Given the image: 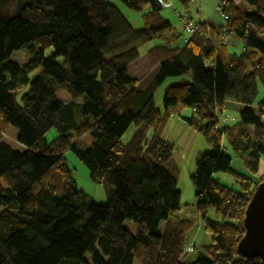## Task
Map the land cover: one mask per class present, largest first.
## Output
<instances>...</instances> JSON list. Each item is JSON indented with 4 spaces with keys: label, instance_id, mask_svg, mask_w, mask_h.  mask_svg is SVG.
I'll use <instances>...</instances> for the list:
<instances>
[{
    "label": "trees",
    "instance_id": "trees-1",
    "mask_svg": "<svg viewBox=\"0 0 264 264\" xmlns=\"http://www.w3.org/2000/svg\"><path fill=\"white\" fill-rule=\"evenodd\" d=\"M119 1L139 15L142 28L103 0H0V264H184L195 222L175 215L177 168L164 139L171 117L210 148L196 154L189 174L198 224L210 235L190 264H262L239 257L236 245L264 168V97L257 100L255 85L264 91V0L224 9L228 39L232 32L244 42L240 53L228 39L220 42L223 22H209L182 46L161 14L165 0ZM154 39L161 44L145 52L148 73L139 81L128 67L139 57L137 46ZM46 48L53 53L45 56ZM24 49L25 64L10 61ZM187 75L190 81L168 86L156 107L154 95L167 78ZM228 102L240 109L223 139L215 116ZM12 129L21 152L4 140ZM52 129L56 136L47 142ZM86 134L88 147L80 142ZM66 152L103 187L106 203L77 186ZM231 155L243 173L232 169ZM216 173L230 175L235 188ZM124 221L137 226L136 235Z\"/></svg>",
    "mask_w": 264,
    "mask_h": 264
},
{
    "label": "rangeland",
    "instance_id": "rangeland-1",
    "mask_svg": "<svg viewBox=\"0 0 264 264\" xmlns=\"http://www.w3.org/2000/svg\"><path fill=\"white\" fill-rule=\"evenodd\" d=\"M107 3H111L117 7L119 12H121L122 15L126 18L129 25L133 27L134 29H140L142 28V23L139 18V15L133 11L127 10L124 5L121 4L119 0H103ZM194 2H190V0L187 1L186 6H184L179 0H169V4H166V1H163V10L162 13L165 15L166 20L171 24V26L174 29V32L178 36L177 43L181 44L184 39H186L189 34L184 29V24H182L181 18L174 12L177 11L181 15H188L193 21H204L209 17L211 24H221L222 20L220 17V12H215L214 7L217 4V0H193ZM233 34L232 32L229 33V39L228 43H230V40L232 39ZM239 42V41H238ZM161 44V40L154 39L150 43H146L143 45L137 46L139 58L134 61L132 64H130L129 68L131 69V73L135 75L138 78H144L147 72V66L145 69V63L143 61L142 56L146 52V50L150 49L154 45ZM53 51L50 48H46L44 50V55H50ZM28 58V52L26 50L21 51H15L10 57V61L15 62L19 65L25 64V61ZM58 61H61L62 58L57 57ZM41 69L37 68L35 71L31 72L29 75V79L33 80L36 78V76L40 75ZM190 81L189 75L187 76H181L177 78H167V80L157 89L155 95H154V101L156 104V107L161 106L160 99L162 98V95L167 90L166 88L168 86H175L178 84H184L188 83ZM256 96L257 100H260L264 97V91L262 86L258 81H256ZM27 86L23 88V91H26ZM55 94H57V97L60 98L63 102L69 101V95L62 89H58L55 91ZM77 103H80L78 100ZM224 108L226 109V112L229 113L234 119L237 120L238 118V112H239V105L236 104H225ZM263 122H264V114L262 116ZM174 123H172V127L168 128L167 135L165 140L169 143H173L174 147L172 150V160L173 164L177 168V184L176 187L178 188L180 192V210L175 212V215L182 218V219H189L195 222V226L192 228V230L188 234V244L192 245L194 247L193 253L189 254H182L183 263L184 264H190L192 261L196 259L200 251L201 246H204L207 244L208 241H210V235L204 231V229L201 227V222L196 218V210L193 207L194 197H193V188L190 184L189 174L192 173V171L195 168L194 164V157L197 153H207L209 152L210 148L204 142L203 137H201L200 134L190 130L186 124L183 123L182 120L175 117L173 119ZM183 123V124H182ZM189 131L191 135L186 136L184 135V131ZM132 132V128L128 129L125 136L121 139L122 143H126V140L130 137V134ZM16 131L14 129L7 132V139H4L6 143L10 145L13 151L21 152L23 151V147L16 142L15 140ZM56 136L55 130L52 129L50 132H48L45 136L46 141L50 142L54 137ZM77 138L72 136V141H75ZM15 140V141H14ZM71 141V142H72ZM80 142L83 144L84 147H88L91 142L90 136L83 135L80 139ZM65 159L67 160V163L71 170H73V177L74 180L77 182V186L84 192H86L93 201H97L99 203H106L105 199V190H103V187L100 184L93 183L88 178V171L85 169V167L82 166V164L75 159V157L70 153H65ZM231 167L236 172H242L241 162L239 160L231 155ZM215 177L220 181L221 184L235 188V185L233 184V178L228 174H222V173H216ZM209 216L212 220L218 221L219 218L213 214L212 211H210ZM197 220V221H196ZM123 227L128 232H131L132 235L137 234V226L132 221H124ZM162 225L160 224L159 230H161ZM186 245V246H187ZM86 260L88 261L90 259L89 254L84 255ZM135 264V263H134Z\"/></svg>",
    "mask_w": 264,
    "mask_h": 264
},
{
    "label": "water",
    "instance_id": "water-1",
    "mask_svg": "<svg viewBox=\"0 0 264 264\" xmlns=\"http://www.w3.org/2000/svg\"><path fill=\"white\" fill-rule=\"evenodd\" d=\"M252 194L243 214L244 232L236 250L239 257L259 259L264 264V168L261 181Z\"/></svg>",
    "mask_w": 264,
    "mask_h": 264
},
{
    "label": "built area",
    "instance_id": "built-area-1",
    "mask_svg": "<svg viewBox=\"0 0 264 264\" xmlns=\"http://www.w3.org/2000/svg\"><path fill=\"white\" fill-rule=\"evenodd\" d=\"M190 2L192 1L190 0ZM243 2L244 0H217V4L214 7L213 11L220 12V17L223 22V26L221 27V35L219 36V40L223 45H227V39H228L227 27L225 25L226 23L225 21L227 20V15L224 9L228 4H232L235 7H239V5H241ZM174 12L181 18L182 24H184V29L189 34V36L186 39H184V41L182 42L181 44L182 46H184L187 43L190 37L197 35V33L201 34L202 28L204 26H208L209 24V17H207V19H205L204 21H197V20L193 21L188 15L185 16L181 15L175 10ZM250 12H252V10H248V13ZM241 49L243 48L241 47ZM203 66L209 68L212 67V64L208 61H204ZM215 120H216L215 128L217 131H220L222 133V138L224 139V135L226 134L224 127H226L228 124L233 123L235 119L229 113H227L226 109L222 106L220 112L216 114ZM182 252L183 254L192 253L193 247L191 245H187L185 246Z\"/></svg>",
    "mask_w": 264,
    "mask_h": 264
},
{
    "label": "crops",
    "instance_id": "crops-1",
    "mask_svg": "<svg viewBox=\"0 0 264 264\" xmlns=\"http://www.w3.org/2000/svg\"><path fill=\"white\" fill-rule=\"evenodd\" d=\"M166 2V4H169L170 2H169V0H165ZM184 6H186V3H187V1L188 0H179ZM192 2H194L193 0H191ZM161 14L163 15V17H165V15L161 12ZM209 17H211V16H209ZM209 22H210V19H209ZM210 24H211V22H210ZM212 26H214V27H218L220 24H211ZM239 40H236L235 38H233L232 37V39L230 40V45H229V49H231V51L232 52H234V53H240V51H241V47L243 46V40L241 39L239 42H238ZM147 51V50H146ZM139 58V57H138ZM141 59H143V61H144V63H145V69H146V58H145V53H144V55L142 56V58ZM130 67V66H129ZM128 67V69H129V73H130V75H131V77H133V78H136L137 80H141L142 78H138V77H136L135 75H133V73H131V69ZM147 70V72H148V69H146ZM190 77V76H189ZM228 103H231V102H228ZM232 104V103H231ZM182 115H184V116H188L189 114H190V111H187V110H185V111H183L182 113H181ZM175 117H171L170 119H169V124H168V126L166 127V129H165V131H164V133H165V135H164V139L166 138V135H167V130H168V128H170V127H172V123H174V122H172L173 121V119H174ZM178 118V117H177ZM178 119H180V120H182L180 117L178 118ZM183 121V120H182ZM183 123L185 124V122L183 121ZM182 123V124H183ZM182 131H184V130H182ZM192 133V132H191ZM191 133L189 132V131H184V135H186V136H189V135H191ZM166 141V140H165ZM166 143H168L167 141H166ZM168 144H172L173 145V147H174V144L173 143H171V142H169ZM243 170V169H242ZM240 173H242V172H240ZM197 214H196V218H197ZM161 225H163V223L161 224ZM209 243V241L207 242V244ZM206 244V245H207ZM185 257H183V258H181V260L183 261V259H184Z\"/></svg>",
    "mask_w": 264,
    "mask_h": 264
}]
</instances>
